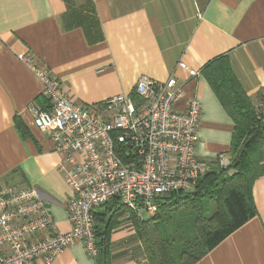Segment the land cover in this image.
Segmentation results:
<instances>
[{
  "label": "crops",
  "instance_id": "obj_1",
  "mask_svg": "<svg viewBox=\"0 0 264 264\" xmlns=\"http://www.w3.org/2000/svg\"><path fill=\"white\" fill-rule=\"evenodd\" d=\"M20 54H31L82 104L130 93L141 75L175 76L184 83L177 107L189 97L201 103L196 151L213 161L228 154L233 121L201 67L227 54L253 106L264 105V0H0V186H36L56 228L67 231L71 189L58 167L61 154L32 122L30 106L47 102ZM180 60L198 74L190 76ZM253 198L256 215L194 264H264V174ZM50 264L95 262L75 241ZM111 264H146L127 214L111 233Z\"/></svg>",
  "mask_w": 264,
  "mask_h": 264
},
{
  "label": "built area",
  "instance_id": "obj_2",
  "mask_svg": "<svg viewBox=\"0 0 264 264\" xmlns=\"http://www.w3.org/2000/svg\"><path fill=\"white\" fill-rule=\"evenodd\" d=\"M18 58L42 82L46 106L32 104L30 113L33 124L48 134L62 156L58 167L71 189L66 200L71 227L56 228L36 186H0V264L35 259L50 264L75 241L94 257L93 215L107 200L117 197L143 217L154 213L158 196L193 190L209 168L210 161L196 151L201 103L189 97L185 106L177 107L184 83L175 76L159 81L141 75L130 93L82 104L31 54ZM178 66L190 76L198 74L182 60ZM214 160L226 167L230 156L218 154Z\"/></svg>",
  "mask_w": 264,
  "mask_h": 264
},
{
  "label": "trees",
  "instance_id": "obj_3",
  "mask_svg": "<svg viewBox=\"0 0 264 264\" xmlns=\"http://www.w3.org/2000/svg\"><path fill=\"white\" fill-rule=\"evenodd\" d=\"M201 73L233 121L229 164L210 161L193 190L158 196L154 213L143 217L117 197L107 200L93 215L95 264H111V233L126 214L146 264H194L256 215L253 184L264 174V105L253 106L227 54L210 59ZM17 126L26 132L21 122Z\"/></svg>",
  "mask_w": 264,
  "mask_h": 264
},
{
  "label": "water",
  "instance_id": "obj_4",
  "mask_svg": "<svg viewBox=\"0 0 264 264\" xmlns=\"http://www.w3.org/2000/svg\"><path fill=\"white\" fill-rule=\"evenodd\" d=\"M262 123H263V125H264V117H263V119H262Z\"/></svg>",
  "mask_w": 264,
  "mask_h": 264
},
{
  "label": "rangeland",
  "instance_id": "obj_5",
  "mask_svg": "<svg viewBox=\"0 0 264 264\" xmlns=\"http://www.w3.org/2000/svg\"><path fill=\"white\" fill-rule=\"evenodd\" d=\"M147 214L143 213V216H146Z\"/></svg>",
  "mask_w": 264,
  "mask_h": 264
}]
</instances>
